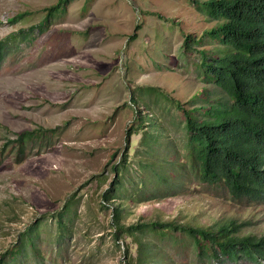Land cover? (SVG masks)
I'll list each match as a JSON object with an SVG mask.
<instances>
[{"label": "rangeland", "instance_id": "374dc122", "mask_svg": "<svg viewBox=\"0 0 264 264\" xmlns=\"http://www.w3.org/2000/svg\"><path fill=\"white\" fill-rule=\"evenodd\" d=\"M59 1L0 0V42L9 43L0 69V259L37 226L35 247L10 264H264L202 263L181 230L116 227L234 222L240 235H264V202L202 182L186 146L184 109L205 116L228 98L201 66L200 50L211 62L224 49L206 36L218 21L192 0H68L64 14L44 22ZM188 34L203 42L185 48ZM38 129L46 132L17 163L9 141Z\"/></svg>", "mask_w": 264, "mask_h": 264}, {"label": "trees", "instance_id": "16d2710c", "mask_svg": "<svg viewBox=\"0 0 264 264\" xmlns=\"http://www.w3.org/2000/svg\"><path fill=\"white\" fill-rule=\"evenodd\" d=\"M67 1L61 0L50 7L43 21L64 14ZM192 2L198 12L218 21L206 36L220 41L224 49L211 62H208L206 51L200 50L201 66L208 82H214L228 94L227 99H218L210 105L205 116L196 115V108L184 109L186 146L193 168L202 182L223 185L234 200L264 202V0ZM42 22L37 27L45 33L48 25ZM23 32L21 30L12 37ZM28 36L23 34L20 39L25 40ZM190 42L201 44L203 38L195 41L188 34L184 47L189 48ZM8 44L6 40L0 42V69ZM42 131L46 132L43 129L25 131L9 141L17 148V163L24 160L28 141ZM104 197L112 200L114 192L104 194ZM114 216L117 224L118 208ZM116 227L119 234L131 235L181 230L192 238L202 263L206 259L220 260L222 256L230 260L242 257L251 262L264 260V235H240V226L234 222L210 229L159 222ZM37 235V226L26 231L16 248L10 251V260L0 259V264L16 260L27 245L34 248ZM140 247L145 256L152 252L145 243Z\"/></svg>", "mask_w": 264, "mask_h": 264}]
</instances>
